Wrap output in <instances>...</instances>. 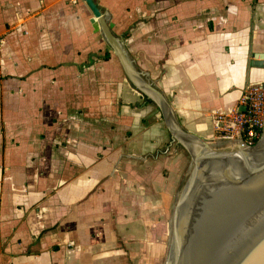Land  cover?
<instances>
[{"label":"crops","instance_id":"1","mask_svg":"<svg viewBox=\"0 0 264 264\" xmlns=\"http://www.w3.org/2000/svg\"><path fill=\"white\" fill-rule=\"evenodd\" d=\"M93 1L97 31L83 0H0V264H158L191 161L159 98L220 148L264 84V0Z\"/></svg>","mask_w":264,"mask_h":264},{"label":"water","instance_id":"2","mask_svg":"<svg viewBox=\"0 0 264 264\" xmlns=\"http://www.w3.org/2000/svg\"><path fill=\"white\" fill-rule=\"evenodd\" d=\"M83 1L97 31L100 10ZM158 103L191 160L173 206L165 264H264V135L252 147L220 150L179 130L168 104L162 97Z\"/></svg>","mask_w":264,"mask_h":264},{"label":"built area","instance_id":"3","mask_svg":"<svg viewBox=\"0 0 264 264\" xmlns=\"http://www.w3.org/2000/svg\"><path fill=\"white\" fill-rule=\"evenodd\" d=\"M212 124L217 137L230 147L245 149L254 146L264 135V84L247 85L237 108L230 114L214 113Z\"/></svg>","mask_w":264,"mask_h":264},{"label":"rangeland","instance_id":"4","mask_svg":"<svg viewBox=\"0 0 264 264\" xmlns=\"http://www.w3.org/2000/svg\"><path fill=\"white\" fill-rule=\"evenodd\" d=\"M218 149H220V150H232V149H235V147H232V146L230 147L229 144H227V145L225 144ZM178 151L179 152H182V151L186 152L185 149L181 145H179ZM186 155L188 158H190L188 154H186ZM186 161H187V163H185V164H186V169H187V167L189 166V160H186ZM190 164H191V161H190ZM170 220H171V216H170V218H168L166 220V225H165L166 229H165V234H164L165 239H162V241H161L163 248H162V252H161V259H159L160 262L158 264H165L166 260H167L168 246H169V239H170V227H171ZM149 252L151 253V250ZM153 259L154 258L148 256V254L146 256H141V255L134 256L133 253H131V256L129 257V264H154Z\"/></svg>","mask_w":264,"mask_h":264},{"label":"bare ground","instance_id":"5","mask_svg":"<svg viewBox=\"0 0 264 264\" xmlns=\"http://www.w3.org/2000/svg\"><path fill=\"white\" fill-rule=\"evenodd\" d=\"M264 141V140H263ZM251 256V255H250Z\"/></svg>","mask_w":264,"mask_h":264}]
</instances>
